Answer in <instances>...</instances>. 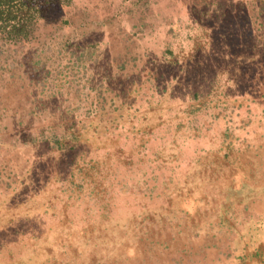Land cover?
<instances>
[{
  "label": "rangeland",
  "instance_id": "1",
  "mask_svg": "<svg viewBox=\"0 0 264 264\" xmlns=\"http://www.w3.org/2000/svg\"><path fill=\"white\" fill-rule=\"evenodd\" d=\"M8 3L0 264H264V0Z\"/></svg>",
  "mask_w": 264,
  "mask_h": 264
},
{
  "label": "trees",
  "instance_id": "2",
  "mask_svg": "<svg viewBox=\"0 0 264 264\" xmlns=\"http://www.w3.org/2000/svg\"><path fill=\"white\" fill-rule=\"evenodd\" d=\"M7 6V7H6ZM8 12H7V10ZM11 5L8 3V0H0V21L1 20H13L12 14L10 13L11 9Z\"/></svg>",
  "mask_w": 264,
  "mask_h": 264
},
{
  "label": "crops",
  "instance_id": "3",
  "mask_svg": "<svg viewBox=\"0 0 264 264\" xmlns=\"http://www.w3.org/2000/svg\"><path fill=\"white\" fill-rule=\"evenodd\" d=\"M256 220L259 222V226L264 227V210L260 211V213L258 214V219L256 218Z\"/></svg>",
  "mask_w": 264,
  "mask_h": 264
}]
</instances>
